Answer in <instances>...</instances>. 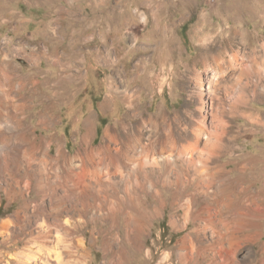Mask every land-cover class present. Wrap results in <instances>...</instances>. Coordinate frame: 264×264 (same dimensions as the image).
Wrapping results in <instances>:
<instances>
[{
  "label": "bare ground",
  "instance_id": "obj_1",
  "mask_svg": "<svg viewBox=\"0 0 264 264\" xmlns=\"http://www.w3.org/2000/svg\"><path fill=\"white\" fill-rule=\"evenodd\" d=\"M4 2L0 0V18L7 16ZM250 9L261 14L264 22V0H256ZM13 41L11 36L6 47ZM6 49L0 48V193L8 196L7 206L20 201L21 207L1 224L8 236H15L22 244L8 252V260L0 258V264H89L84 230L91 223L93 231L101 225L93 241L103 236L105 253L112 255L105 264H125L127 253H131L129 247L144 250L143 238L169 205V223L174 230L182 222L184 229L191 226L179 241L181 248L187 242L201 240L205 234L217 253V258L211 259L213 264H232L241 243L263 238L264 173L260 174L262 177L258 174L257 181L244 185L241 180V186L236 187L239 179L234 181L230 177V162L222 160L235 147L227 137L229 122L224 110L212 115V104L202 100L195 121L186 127L177 120L180 114L170 119V113L161 107L157 112L145 113L147 108L139 100L145 85L156 77V67L142 61L134 62L128 69L123 63L108 62L105 65L114 73L110 75L109 94L101 109H111V98L118 95L128 111L118 126L106 127L97 145L93 144L96 118L88 116L80 145L71 152L61 139L40 136L37 129L56 125L60 120L59 106L74 102L83 87L81 63L74 64L75 73L69 72L73 65L66 63L57 78L41 77V51L31 46V71L24 74ZM252 55L253 61L246 63V67L239 66L242 68L232 83L238 89L233 105L236 112L242 109L248 113V104L260 96L264 42L254 47ZM236 56L235 52L233 57ZM232 60L227 65L217 62L207 82H200L199 87L208 98L215 93L217 78L222 80L220 77L231 70L236 75L237 62ZM72 86L77 87L75 92ZM44 88H52L53 92L46 93ZM36 105H42L37 121L29 122ZM247 115L253 117L251 112ZM210 116L212 128L207 127ZM242 156L243 152L238 157ZM233 163L235 171L245 178L247 162ZM166 191L171 193L170 199L165 197ZM261 246L264 250V244ZM223 254L224 263L218 260V255Z\"/></svg>",
  "mask_w": 264,
  "mask_h": 264
},
{
  "label": "rangeland",
  "instance_id": "obj_2",
  "mask_svg": "<svg viewBox=\"0 0 264 264\" xmlns=\"http://www.w3.org/2000/svg\"><path fill=\"white\" fill-rule=\"evenodd\" d=\"M255 1L5 0L7 9L4 14L8 17L0 18V48L6 49L5 42L11 36L14 37L5 52L13 63L21 67L24 74L31 71L32 62L28 57L31 46H36L41 51L38 72L41 77L47 75L52 79L57 78L62 72V65L66 63L73 65L69 72L75 73L74 64L81 63L83 87L78 90L74 102L59 106L60 120L56 125L50 129H37L40 136L53 138L55 141L61 139L65 143V149L71 152L80 145L84 121L88 116L94 115L96 118L93 144L97 145L104 136L106 127L118 126L128 111L118 95L111 98V109H101L109 94L110 75L114 73L105 64L115 61L130 69L134 62H149L156 67L157 74L154 80L145 85L146 89L140 96L139 103L147 108L145 113L157 112L161 107L170 113V119L174 120L176 114H180L177 120L182 121V127H186L189 122L195 121L197 108L202 100H209L210 105L212 104V115L219 110L225 111V118L229 122L227 137L235 147L222 160L230 162L228 168L233 170L230 177L234 181L239 179L236 186L239 188L243 182L244 185H249L257 181L259 175L264 173V78L260 79L258 86L260 96L257 99L251 98L253 94L249 96L252 100L248 104V111L253 113V117L248 116L249 112L244 113L242 109L237 112L233 110L238 89L232 87V83L241 68L253 61L254 47L264 42V22L261 14L250 9ZM241 31L245 32V36L240 35ZM247 32H250L249 35ZM235 52L236 58L233 57ZM230 59L237 62L239 70L237 69L236 75H232L231 70L224 77H220L222 80L217 78L215 95L213 94L215 97L211 95L208 98L205 90L200 89V82H207L217 62L224 61L227 65ZM72 87L75 92L74 88L77 87ZM44 91L53 92L52 88H44ZM41 108L42 105H36L31 110L29 122L36 123ZM211 120L212 116L207 119L208 128H212ZM242 152L244 156L238 157ZM234 161L247 162L250 171L248 169L245 178H241L240 173L235 171ZM170 196L171 193L166 191L165 197L170 199ZM8 203V196L1 192L0 258L3 261L9 259L8 252L22 244L15 236H8L2 228L1 222L21 207L20 201L10 206H7ZM171 214L172 207L169 205L166 212L156 219L152 233L143 238L144 250L140 252L129 247L131 253H127L125 264H213L211 259L217 258L213 241L202 234L201 240L187 242L182 249L179 241L187 235L191 226L184 229L182 222L179 229L174 230L169 223ZM262 225L264 226V221ZM93 227L94 223H91L84 230L90 251L88 263L105 264L112 259V255L107 256L105 253L103 236L97 242L93 241V237L99 235L97 230L101 225H96V231H93ZM243 234L246 235L247 231ZM263 244L264 236L260 240L241 243V249L235 253V257L233 255L232 264H264ZM223 256L225 254L218 255L220 262L225 260L221 258Z\"/></svg>",
  "mask_w": 264,
  "mask_h": 264
}]
</instances>
